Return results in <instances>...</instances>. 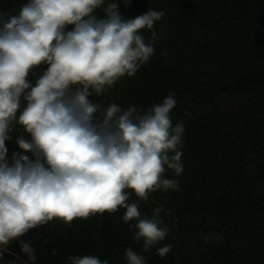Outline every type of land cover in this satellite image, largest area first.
Masks as SVG:
<instances>
[{
  "label": "clouds",
  "instance_id": "1",
  "mask_svg": "<svg viewBox=\"0 0 264 264\" xmlns=\"http://www.w3.org/2000/svg\"><path fill=\"white\" fill-rule=\"evenodd\" d=\"M164 15L148 8L127 17L120 0H24L0 10V247L15 241L35 264L29 230L120 209L144 250L173 247L164 205L149 214L141 202L182 186L187 122L173 119L176 94L147 108L91 98L151 59ZM144 250L127 246L126 264H150ZM66 264L110 262L86 254Z\"/></svg>",
  "mask_w": 264,
  "mask_h": 264
},
{
  "label": "trees",
  "instance_id": "2",
  "mask_svg": "<svg viewBox=\"0 0 264 264\" xmlns=\"http://www.w3.org/2000/svg\"><path fill=\"white\" fill-rule=\"evenodd\" d=\"M23 2L0 0V10ZM148 8L165 12L154 25L153 56L91 98L147 108L176 94L173 119L187 122L182 186L141 202L149 214L164 205L173 247L166 255L157 245L144 250L120 218L124 209L71 224L53 219L23 239L34 246L35 264H66L69 255L86 254L126 264L127 246L144 250L150 264H264V0H120L127 17ZM209 233L219 241H206ZM0 264L32 262L13 241L0 247Z\"/></svg>",
  "mask_w": 264,
  "mask_h": 264
},
{
  "label": "water",
  "instance_id": "3",
  "mask_svg": "<svg viewBox=\"0 0 264 264\" xmlns=\"http://www.w3.org/2000/svg\"><path fill=\"white\" fill-rule=\"evenodd\" d=\"M14 257H16V256H14Z\"/></svg>",
  "mask_w": 264,
  "mask_h": 264
}]
</instances>
